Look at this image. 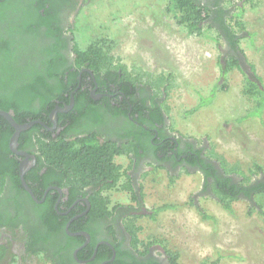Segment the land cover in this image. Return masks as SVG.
<instances>
[{
  "label": "flooded vegetation",
  "instance_id": "1",
  "mask_svg": "<svg viewBox=\"0 0 264 264\" xmlns=\"http://www.w3.org/2000/svg\"><path fill=\"white\" fill-rule=\"evenodd\" d=\"M79 2L72 0L58 9L63 42L53 57L44 56L43 50L40 52L48 43L41 44L37 56L21 47L20 53L13 57L15 67L24 64L32 72L34 66L43 78L50 71L53 74L47 79L49 83L75 80L76 87L57 96L60 99L53 101L51 110L45 107L42 111L37 98L32 104V109L41 110L36 119L19 121L13 110L0 109V263L6 259L5 264H32V259H43L50 264L46 258L50 256L55 264H171L158 244L147 252L140 244L134 246L126 228L130 221L138 226L137 220L145 213L141 207V179L151 172L155 174L156 170L164 171L169 182L181 174L197 173L202 179L200 194L214 200L211 187L216 181L214 175L221 184L231 178L237 187L239 179L225 175L219 162L206 155L209 146L174 134L163 88L140 93L139 87H132L119 70L116 74L113 71L96 74L86 63L77 67L74 53L77 44L68 35V20ZM31 39L28 34L16 35L20 43ZM40 40L36 39L35 43ZM53 58L56 60L51 64ZM47 64L52 65L50 70ZM142 99L147 109L139 113ZM5 115L18 126L31 125L17 132ZM82 132L95 135L101 143L114 142L124 150L114 156V163L123 172L117 189L120 190L124 177L123 185H131L136 201L127 192L129 202L123 205L93 202L98 188L76 192L62 186L59 172L47 167L46 160L41 158L45 154L41 143L57 142L60 137H66L65 141L69 142L74 137H83ZM212 168L215 174H211ZM107 193L103 192L101 197L109 200ZM227 193L243 197L239 191ZM53 212L59 217L58 226L55 224L58 231L50 232L45 220ZM64 233L71 239L70 243ZM30 246L34 250L44 248L45 252L32 253Z\"/></svg>",
  "mask_w": 264,
  "mask_h": 264
},
{
  "label": "rangeland",
  "instance_id": "2",
  "mask_svg": "<svg viewBox=\"0 0 264 264\" xmlns=\"http://www.w3.org/2000/svg\"><path fill=\"white\" fill-rule=\"evenodd\" d=\"M226 3L233 9L242 6L245 30L239 34V46L246 59L240 57V70L233 68L226 75L221 73L229 60L225 44L212 30L188 35L166 11L167 0H80L68 20L73 27L68 35L79 49L93 40H110L114 63L133 76L139 71L170 75L165 106L174 134L209 146L248 176L253 165L264 173V110L260 117L239 121L254 105L244 94L246 79L264 87V0ZM211 95L209 105L187 114L200 98L206 104ZM154 172L140 181L145 211L137 220L140 247L154 238L162 241L177 253V264H264V220L258 213L248 214L247 198L233 202L230 214L214 198L200 194L197 173L181 174L170 183L164 171ZM125 182L123 177L120 185ZM122 190L107 193L110 205L129 202ZM162 205L174 208L148 217ZM196 207L210 219L203 220ZM32 264L46 263L32 259Z\"/></svg>",
  "mask_w": 264,
  "mask_h": 264
},
{
  "label": "trees",
  "instance_id": "3",
  "mask_svg": "<svg viewBox=\"0 0 264 264\" xmlns=\"http://www.w3.org/2000/svg\"><path fill=\"white\" fill-rule=\"evenodd\" d=\"M167 2L166 11L172 14V18L179 26L184 27L188 35L202 36L204 30H212L215 32L216 40L222 41L226 49H229V51L227 50L229 60L226 61L224 66L220 64L222 75H226L233 68L240 70V57L246 61L239 46L241 39L239 34L245 30L244 23L240 20L243 14L242 6L237 5L233 9V5L230 4L231 6L227 7L226 0H167ZM70 3H72V0H0V109L13 110L16 120L36 119L45 107L50 110L53 108V101L60 99L57 96L76 87L75 80L68 83H49L47 79H50L53 74H50V71L43 78L36 67L33 66L31 72L29 67L23 63V66L20 65L19 68L15 67L13 63V57L20 53L21 47L25 48L26 52L34 51L37 56L41 44L44 43L48 44L44 45L43 49L41 47L40 52L43 50L44 56L46 54L48 57L54 56V51L63 42L62 28L57 19L58 9ZM72 28L69 25L68 31H71ZM23 33L28 34L32 39L29 41L23 40L24 42L20 43L19 40H16V35ZM36 39L41 40L35 43ZM111 49L112 44L110 40L106 39L93 40L84 49H79L76 45L74 53L78 58L77 67H82L86 63L96 74L112 71L116 74V71L119 70L128 79L132 87H139L140 93H148L147 89L155 92L159 91L160 88L167 92L171 80L170 75L159 74L154 76L139 71V74L136 73L133 76L128 71L126 72L121 65L114 63V58L110 54ZM55 60L56 58H53L51 64L55 63ZM51 64H47L46 68L48 70L52 68ZM251 69L254 70L253 67ZM30 75L31 77H29ZM56 77L57 75L54 74L53 78ZM246 83L244 94L254 101V105L252 111L242 117L239 120L240 122L248 118L260 117L264 110V103L260 104L264 87L261 89L249 79H246ZM37 98H40L38 102L41 110L32 109V104ZM207 99L206 104H204V99L200 98V102L187 114L191 115L203 105H209L212 101V95ZM146 109V104L142 99L139 102V113ZM82 133L84 134L83 137H74V140L69 142L65 141L66 137H60L57 142L41 143L43 145L41 148L45 150V154H41V158L43 157L46 160L47 167L51 171L59 172L60 177H58V180L59 182L62 181V186L69 187L76 192H84L86 188H98L97 191H94L93 202L100 200L104 205L109 203V200L105 197L102 198L101 194L117 189L119 179L123 175L121 167L114 163V156L123 153L124 150L120 149L118 144L114 142L101 143L95 135L88 134L89 132ZM67 138L72 137L68 136ZM206 155L219 162L225 175L240 178L237 187L230 181L231 178H227L221 184L214 175L216 181L211 187L215 200L218 201L221 207L232 214V202L247 198L249 202L248 214L258 213L264 220V179H262L264 173L262 168L253 165L251 169H248L247 176L239 165L228 164L212 150H209ZM210 172L215 174L216 171L212 168ZM174 178L170 180V183H173ZM120 189L128 190L127 192L132 195L133 201H136L137 195L129 183L121 186ZM228 191H239L243 194V197H237L235 193L229 195ZM172 208H174L173 205H162L149 211L148 217L153 219L158 213ZM102 209L104 210V208ZM196 210L203 220L210 219L198 207H196ZM58 219L59 217L54 212L52 215H47L45 224L50 232L58 231L56 228ZM126 228L130 231L134 246L142 244L137 239V232L140 231L139 226L130 221ZM63 236L70 243L71 239L65 233ZM159 242L154 238L149 243L142 245L141 248L144 252H147L149 247L159 244ZM160 246L169 257L171 264H177V253L166 249L162 241ZM28 249L32 253L45 252L44 248L34 250L30 246ZM64 257L66 258V253H64ZM46 258L50 264H55L52 257L47 256ZM148 264L154 263L150 262Z\"/></svg>",
  "mask_w": 264,
  "mask_h": 264
},
{
  "label": "water",
  "instance_id": "4",
  "mask_svg": "<svg viewBox=\"0 0 264 264\" xmlns=\"http://www.w3.org/2000/svg\"><path fill=\"white\" fill-rule=\"evenodd\" d=\"M57 112H61V110L57 109ZM53 115H54V112H53ZM5 116L8 118L9 122L16 128L17 132L20 130L26 129L27 127L31 125V124H25L23 126H18L17 124H15V122H13L12 118H10L8 115H5Z\"/></svg>",
  "mask_w": 264,
  "mask_h": 264
}]
</instances>
